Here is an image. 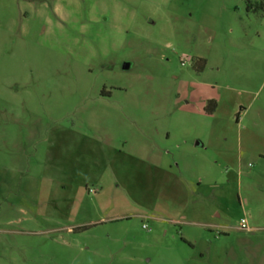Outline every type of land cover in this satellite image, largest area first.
Returning <instances> with one entry per match:
<instances>
[{
    "label": "rangeland",
    "instance_id": "obj_1",
    "mask_svg": "<svg viewBox=\"0 0 264 264\" xmlns=\"http://www.w3.org/2000/svg\"><path fill=\"white\" fill-rule=\"evenodd\" d=\"M262 7L0 0V264H264Z\"/></svg>",
    "mask_w": 264,
    "mask_h": 264
},
{
    "label": "trees",
    "instance_id": "obj_2",
    "mask_svg": "<svg viewBox=\"0 0 264 264\" xmlns=\"http://www.w3.org/2000/svg\"><path fill=\"white\" fill-rule=\"evenodd\" d=\"M262 8L264 9V7H262ZM215 110H216V104L215 103H211V108L209 109V112L210 113H214Z\"/></svg>",
    "mask_w": 264,
    "mask_h": 264
},
{
    "label": "water",
    "instance_id": "obj_3",
    "mask_svg": "<svg viewBox=\"0 0 264 264\" xmlns=\"http://www.w3.org/2000/svg\"><path fill=\"white\" fill-rule=\"evenodd\" d=\"M129 68H130V64L125 63V64L123 65V69H124V70H128Z\"/></svg>",
    "mask_w": 264,
    "mask_h": 264
}]
</instances>
